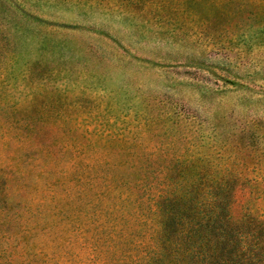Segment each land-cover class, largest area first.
<instances>
[{
  "label": "rangeland",
  "instance_id": "rangeland-1",
  "mask_svg": "<svg viewBox=\"0 0 264 264\" xmlns=\"http://www.w3.org/2000/svg\"><path fill=\"white\" fill-rule=\"evenodd\" d=\"M205 179L264 218V0H0L12 264H93L98 214L130 251L127 218Z\"/></svg>",
  "mask_w": 264,
  "mask_h": 264
},
{
  "label": "trees",
  "instance_id": "trees-1",
  "mask_svg": "<svg viewBox=\"0 0 264 264\" xmlns=\"http://www.w3.org/2000/svg\"><path fill=\"white\" fill-rule=\"evenodd\" d=\"M211 183L205 179L193 184L191 191L173 193L171 198L178 202L156 203L154 216L138 224V233L131 230L127 218L123 224L133 232L134 238L128 241L133 252L114 253V246L127 240L106 239L107 220L98 214L92 230L86 229L91 234L79 241L89 250L88 260L93 264H264V218L251 214L231 218L227 215L229 192L208 187ZM7 213L0 198V239L10 241L12 234L33 230L26 227L25 217L10 220ZM0 264H12L3 247Z\"/></svg>",
  "mask_w": 264,
  "mask_h": 264
}]
</instances>
